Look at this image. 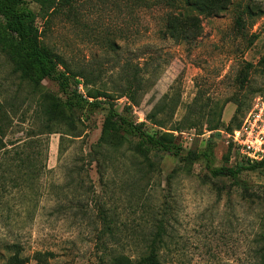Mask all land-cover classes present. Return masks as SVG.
<instances>
[{
	"label": "rangeland",
	"instance_id": "374dc122",
	"mask_svg": "<svg viewBox=\"0 0 264 264\" xmlns=\"http://www.w3.org/2000/svg\"><path fill=\"white\" fill-rule=\"evenodd\" d=\"M229 3L213 15L198 13L202 31L191 42L177 43L163 36L164 17L171 5L160 0H74L72 8L51 12L46 20L39 18L38 24L44 31L43 45L63 59L71 74L83 73L85 77L76 80L88 78L89 88L115 92L126 64L139 68L150 64L151 70L157 69L138 106L122 97L116 107L135 123H145L149 134L166 143L185 150L202 149L214 132L206 124L188 127L186 117L192 114L188 107L196 96L204 102H225L220 118L224 126L213 137L214 153L216 166L233 167L239 157L225 161V126L236 109L229 101L238 94L236 76L246 63L252 69L238 96L245 103L239 121L264 103V0ZM32 7L38 11L35 3ZM242 13H246L243 28L238 30L235 18ZM186 22L183 17L182 28ZM2 37L6 34L0 17V106L9 95H18L16 114L4 103L10 125L0 138L10 144L23 142L32 120L23 121L22 115L37 109L39 94L60 104L65 98L57 84L44 80L30 106L25 104L27 89L12 72L9 47ZM79 91L85 95L86 88L80 84ZM166 94L177 98L171 120L182 121L179 131L146 121ZM102 120L99 111L77 114L78 137L65 140L61 154V134L49 136L44 174L29 188L7 184L2 190L0 264L15 256L22 264H37V252L45 254L47 264H102L104 252L98 237L105 224L113 230V237L104 235L106 254H125L142 264L150 236L160 222L165 229L163 242L157 245L161 264L261 263L264 169L242 171L241 185H237L231 179L212 178L203 161L180 169L175 158L163 153L153 152V167L144 168L132 155V145L124 142L99 174L90 151L99 139Z\"/></svg>",
	"mask_w": 264,
	"mask_h": 264
},
{
	"label": "trees",
	"instance_id": "16d2710c",
	"mask_svg": "<svg viewBox=\"0 0 264 264\" xmlns=\"http://www.w3.org/2000/svg\"><path fill=\"white\" fill-rule=\"evenodd\" d=\"M146 1V0H138ZM171 5V10L167 11L163 22V36H171L176 42H191L201 34L200 20L198 13L214 14L225 10L231 0H160ZM32 3L38 6V11L32 7ZM74 0H0V17L3 21V28L6 37L1 41L9 47L7 52L13 62L12 72L17 75L20 84L27 89L25 104L30 106L36 93L44 80H50L57 84L60 92L64 95L62 104L56 103L49 95L39 94L35 101L37 109L29 114V111L23 113V121L29 117L32 125L24 132L23 142L16 141L7 144L0 138V193L10 184L12 188L31 187L33 180L38 179L41 174L47 170L44 153L49 142V136L54 133H60V154L63 142L67 139L78 137V130L75 126V116L84 111H99L102 116V127L99 139L90 151L91 162L98 165V173L103 174V170L108 166V162L113 161L111 153L118 150L125 143L131 144L132 155L140 159L141 164L146 167H153L150 160L152 153L168 154L175 158L180 169L182 166L191 167L199 161H203L205 169L212 178L231 179L237 185H241L240 173L242 171H256L264 169V159L249 163L244 160L236 162L231 167L227 164L216 166V157L214 153L215 143L213 137L220 135L219 130L224 126L221 122V114L225 102H204L201 97L196 96L188 109V127L197 124H206L207 130L211 131L213 136L202 149L185 150L173 144L164 142L160 137L149 134L145 129V123H135L127 116L117 110L116 101L125 97L132 106H138L142 97L150 89L153 83L156 70L146 67L124 65L122 72L121 85L110 92L99 88L90 87L91 82L85 78L84 82L76 80L77 77H85L83 73L71 74L69 68L63 59L52 49L43 45L42 37L44 31L38 24V19L46 20L51 12L61 8H72ZM246 10H249L247 7ZM197 12V13H196ZM242 13L235 18V25L238 30L243 28L244 15ZM187 21L182 28V18ZM255 37V36H254ZM62 67V68H61ZM144 68V69H143ZM251 65L246 63L239 70L236 76V87L238 94L231 100L236 105L235 112L225 126L228 134L225 136L227 141L230 135L241 126L239 118L244 115L245 103L238 97L249 81ZM85 88V95L79 91V85ZM114 93H117L114 94ZM176 96L164 95L146 115V121L160 128L167 126L174 127L173 130L182 129L181 122H172V117L176 110ZM10 111L16 114L18 111V95H9L4 100ZM4 103L0 106V134L5 135L7 127L10 125V116L6 111ZM216 116L218 118L216 119ZM227 144V143H226ZM227 146V156L225 161L230 158L238 159V154L233 150L232 143ZM142 170L143 169H139ZM82 173V172H81ZM77 172V174H81ZM148 174L147 170L146 173ZM9 182H6V179ZM105 221V215H102ZM264 217V213H263ZM264 221V220H263ZM101 236L98 237L104 257H101L102 264H136L131 257L125 254L109 255L107 245L104 241V235L109 234L113 237V230L109 224H105ZM165 233L164 225L160 222L155 228L154 234H151V240L148 243V253L141 259L142 264H161L157 253V245L163 242ZM261 241V263L264 264V231L260 236ZM37 264H47L45 254L37 252L35 254ZM7 264H22L15 256Z\"/></svg>",
	"mask_w": 264,
	"mask_h": 264
},
{
	"label": "built area",
	"instance_id": "2783aa9c",
	"mask_svg": "<svg viewBox=\"0 0 264 264\" xmlns=\"http://www.w3.org/2000/svg\"><path fill=\"white\" fill-rule=\"evenodd\" d=\"M229 143L239 160L255 163L264 159V103L247 114L240 128L230 135Z\"/></svg>",
	"mask_w": 264,
	"mask_h": 264
}]
</instances>
